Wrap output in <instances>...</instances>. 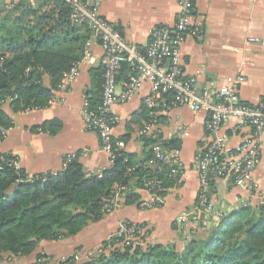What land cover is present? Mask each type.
<instances>
[{
    "label": "crops",
    "instance_id": "crops-1",
    "mask_svg": "<svg viewBox=\"0 0 264 264\" xmlns=\"http://www.w3.org/2000/svg\"><path fill=\"white\" fill-rule=\"evenodd\" d=\"M99 4L101 15L135 46L145 48L151 41V30L156 26L172 25L179 13V0H93ZM31 4V3H30ZM193 26L198 35H189L182 46L184 69L187 75L197 76L200 88L233 85L238 77L239 101L256 104L264 99V0H195ZM91 31V30H90ZM86 51L90 55L86 57ZM104 50L99 40L90 34L81 60L79 76L64 88L58 84L51 102L42 108L8 112L13 125L0 141V151L18 159L29 176L39 173L56 174L63 170L69 156H77L88 174H103L111 166L110 156L102 150L96 132L87 130L83 117L85 103L95 93V73L103 70ZM125 77V78H124ZM63 79V78H62ZM126 75L119 79L123 82ZM124 89L119 85V92ZM151 87H144L128 102L115 106L120 117L113 137H127L126 150L135 158L148 151L140 130L144 125L142 113L147 110L144 98ZM162 133L166 140H177L181 168L174 175L176 185L164 195L155 196L139 189L140 204H123L103 219L91 223L78 234L59 240H42L29 256L18 257L13 264H30L38 261L39 253L63 254L97 247L114 233L121 221L145 223L151 230L150 239L157 243L180 241L182 229L178 215L195 210L199 203L200 174L197 155L213 135L206 130L209 113L194 111L188 106L176 107L162 115ZM249 127L237 117L223 124L227 152L235 151ZM262 161L255 171L258 190L236 185L231 179H217L212 185L210 208L201 219L208 226L223 219H232L242 207L256 209L264 196V133L262 135ZM156 199L151 207L144 201ZM223 218V219H222ZM190 236V234H188ZM81 249V250H80ZM65 251V252H66ZM72 254V255H73ZM60 255V256H61Z\"/></svg>",
    "mask_w": 264,
    "mask_h": 264
},
{
    "label": "trees",
    "instance_id": "trees-1",
    "mask_svg": "<svg viewBox=\"0 0 264 264\" xmlns=\"http://www.w3.org/2000/svg\"><path fill=\"white\" fill-rule=\"evenodd\" d=\"M90 34L88 25L70 19V9L60 1L36 0L32 6L22 0L0 13V141L13 125L8 109L16 113L48 106L64 73L83 58ZM128 70L122 64L118 78ZM95 80V93L89 97L93 106L101 100L103 70L96 71ZM142 116L148 120L147 110ZM126 138L114 141L127 142ZM143 140L146 146L155 141ZM165 145L178 146L177 140H166ZM2 154L0 264L31 255L42 240L74 236L103 219L116 184L126 185L123 204L129 205L140 204L138 190L145 189L149 179L161 180L165 190L159 195L177 183L168 165L150 166V149L142 158L116 150L101 177L88 174L78 155L56 174L29 176L22 167L9 164L16 157ZM203 222L194 221L190 233H180L183 249L174 241L153 242L145 223L131 222L145 230L139 241L127 244L115 231L84 260L73 254L62 264H264V204L242 207L232 219L212 226ZM45 257L38 254L39 264H45L41 263Z\"/></svg>",
    "mask_w": 264,
    "mask_h": 264
},
{
    "label": "built area",
    "instance_id": "built-area-1",
    "mask_svg": "<svg viewBox=\"0 0 264 264\" xmlns=\"http://www.w3.org/2000/svg\"><path fill=\"white\" fill-rule=\"evenodd\" d=\"M18 1L22 0H0V13L13 9ZM24 1L32 6L36 3V0ZM51 1H60L68 6L70 19L74 23L88 25L104 50L101 100L96 106L87 100L83 117L85 128L97 133L101 148L110 159H113L116 150L125 149L127 146L123 140L114 141L113 131L120 122L115 106L128 102L146 83L151 87L150 93L144 98L149 118L140 130V137L155 140L149 145L153 153L149 164L153 169H161L165 164L175 175L181 168L179 148L165 145L160 116L183 106H188L196 112L209 113L205 126L209 135L214 137L197 155L201 183L199 203L195 210H185L178 215L177 222L182 229H187L189 221L200 223L203 220L202 214L206 213L211 205L212 185L215 180L231 179L236 185L245 187L250 192L258 190L255 171L262 161L264 99L256 104H244L239 101L238 87L243 77H238L233 85L224 84L219 88L208 85L200 88L198 77L186 74L182 46L189 35L199 34V30L193 26L195 0H179L180 10L176 21L172 25L154 27L151 30V41L145 48L130 44L115 25L101 15L99 4L95 1ZM89 55V51H86V57ZM82 61L64 73L60 87L64 88L79 76ZM124 63L128 65L129 70L127 79L120 82L118 76ZM120 83L124 87L122 92L118 90ZM233 117L240 119L250 131L235 151L230 153L226 151L225 138L220 133L223 124ZM73 157L71 155L66 159L64 168ZM0 160H4L1 151ZM9 164L20 167L16 158ZM126 189V185H115L112 197L104 207L107 213L110 214L123 205ZM144 190L159 196V192L164 191L165 187L162 186L161 180L149 179L145 182ZM155 198L144 201L143 207H151L156 203ZM261 204H264V196L259 202V205ZM116 231L130 244L132 241H139L145 230L130 221H121Z\"/></svg>",
    "mask_w": 264,
    "mask_h": 264
},
{
    "label": "rangeland",
    "instance_id": "rangeland-1",
    "mask_svg": "<svg viewBox=\"0 0 264 264\" xmlns=\"http://www.w3.org/2000/svg\"><path fill=\"white\" fill-rule=\"evenodd\" d=\"M169 243H171V242H169ZM182 244V242L181 241H179V245L181 246H179V248H181V249H183V246L181 245ZM101 245V244H100ZM100 245H98L97 247H95V248H93V249H89V250H83L82 249V251H79L78 253H77V258H78V261H82V260H84L85 258H87L88 256H90L91 254H93L97 249H98V247L100 246ZM81 250V249H80ZM66 251V250H65ZM64 251V253L61 255V254H58V255H53L51 258H49L48 257V255H46V257L45 258H43V259H41V263L43 262V263H45V264H62V262L64 263L65 261H68V258H69V256L70 255H72L73 253L72 252H74V250L71 252V253H69V251H66L65 252ZM45 255V254H44ZM61 255V256H60ZM13 262V261H12ZM10 263V264H13V263ZM40 262L39 261H37V264H39ZM21 264V263H20ZM30 264H36L35 262H33V263H30Z\"/></svg>",
    "mask_w": 264,
    "mask_h": 264
}]
</instances>
